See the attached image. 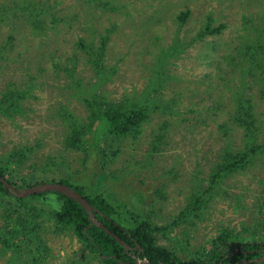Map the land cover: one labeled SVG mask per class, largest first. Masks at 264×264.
<instances>
[{"label": "rangeland", "instance_id": "1", "mask_svg": "<svg viewBox=\"0 0 264 264\" xmlns=\"http://www.w3.org/2000/svg\"><path fill=\"white\" fill-rule=\"evenodd\" d=\"M208 22L225 28L200 38ZM103 42L101 73L91 52ZM262 78L264 0H0V100L23 96L15 111L0 105V168L30 186L67 180L102 195L128 228L178 222L156 245L181 261L224 233V244L264 242ZM240 97L254 106L252 132L233 120ZM92 99L143 108L147 120L125 138L96 137L95 123L87 153L68 149ZM250 146L245 167L213 184L222 157ZM195 198L204 204L184 217ZM58 209L53 194L0 201V238L20 231L13 247L0 241V264H105L59 228Z\"/></svg>", "mask_w": 264, "mask_h": 264}, {"label": "trees", "instance_id": "2", "mask_svg": "<svg viewBox=\"0 0 264 264\" xmlns=\"http://www.w3.org/2000/svg\"><path fill=\"white\" fill-rule=\"evenodd\" d=\"M188 15L189 13H182L180 21L185 22ZM224 28L223 25L218 28L213 27L208 22L199 34V37L220 34ZM178 42L180 43V41ZM80 46L84 47L82 43H80ZM105 47V42H103V45L97 50V53L96 50L91 52L93 57L91 64L96 71L101 73L105 69ZM178 48L175 50L176 53L179 51ZM256 69L257 67L250 65L248 66V72L245 74L253 78ZM261 81H264V79L262 78ZM16 99H23V96L17 97L12 93H8L0 100V105L8 104L6 105L7 113L11 110L15 111ZM85 103L88 109L89 123L83 126L76 123L72 124L65 141L68 149L78 152H88L89 146L86 138L92 132L95 123H98V125L92 133L96 137L100 134H109L116 138H125L127 136L138 135L141 131V126L147 120L145 111L140 107L133 106V108L125 109L123 103L114 104L97 101L95 99L86 100ZM253 110L254 106L250 105L244 98H239L238 108L233 115V120L236 124L244 127L247 132H252L255 128V115ZM255 151L256 147L250 146L245 152H239L237 154L227 153L224 155L221 162L212 172V183L217 184L219 181L228 177L234 170L244 168L249 156L254 154ZM0 175L18 189L31 187L28 185L27 180L14 176L5 167L0 168ZM60 183L71 186L80 192L98 210L95 214L97 221L105 225L109 231L131 247L130 249H126L105 230L98 228L94 224L92 225L88 212L78 202L59 193H45L58 197L59 209L55 212L54 217L59 228L72 231L83 242L85 247L99 257L105 264H139V261L144 259H147L151 264H245L246 262H250V264H264V262L258 263L255 261L260 259L264 254V242L255 239L242 242L237 246L234 244H224L221 239H229L228 233H224L221 239L215 240L209 252L203 255L202 258L190 262L181 261L172 252L156 245V235H165L170 227L178 225V222H175L172 226L158 227L151 221L138 218L134 226L128 228L115 220L114 207L102 195L90 196L83 188L73 186L67 180L61 181ZM6 199H14L16 201L25 200L14 197L0 182V201H5ZM203 204L200 198H195L183 216L186 217L195 213ZM29 224L30 221H25L24 225ZM19 234V228L15 224L6 232L8 238L5 240L0 238V241L5 247H13V241ZM137 246H140V250H136Z\"/></svg>", "mask_w": 264, "mask_h": 264}, {"label": "water", "instance_id": "3", "mask_svg": "<svg viewBox=\"0 0 264 264\" xmlns=\"http://www.w3.org/2000/svg\"><path fill=\"white\" fill-rule=\"evenodd\" d=\"M0 182L5 186L6 189H8L11 192V194H13L14 197L19 198V199H25V198H28L34 195L45 194V193H59V194L67 196L68 198L78 202L88 212L92 225L94 224L98 228L105 230L110 236L114 237L115 240L119 244L124 246L126 249L131 248L129 245L123 242L118 236H116L114 233L109 231L105 225L97 221L95 214L98 212V210L94 206H92L88 202V200L80 192L75 190L73 187L68 186L66 184H62V183H41V184H37L31 187L18 189L14 187L12 184H10L1 175H0ZM136 250H140V246H137ZM255 261L258 263H263L264 254L260 259L255 260ZM139 264H151V263L147 259H144V260H140ZM245 264H250V262H246Z\"/></svg>", "mask_w": 264, "mask_h": 264}]
</instances>
